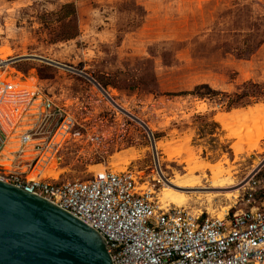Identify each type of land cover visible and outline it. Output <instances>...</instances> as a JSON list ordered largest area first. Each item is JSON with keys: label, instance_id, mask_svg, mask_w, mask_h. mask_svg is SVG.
<instances>
[{"label": "rangeland", "instance_id": "obj_1", "mask_svg": "<svg viewBox=\"0 0 264 264\" xmlns=\"http://www.w3.org/2000/svg\"><path fill=\"white\" fill-rule=\"evenodd\" d=\"M66 3L76 15H67ZM0 79L36 85L35 99L61 109L49 125L75 121L57 159L37 168L42 177L88 180L95 171L135 169L173 206L165 188L176 171L186 173L193 147L201 159L231 168L234 183L214 189L209 172L202 186L181 188L190 195L182 206L205 216L246 207L242 185L264 138L248 149L216 116L264 103V0H0ZM202 84L214 91H197ZM155 142L174 147L178 160ZM127 152L136 158L116 166Z\"/></svg>", "mask_w": 264, "mask_h": 264}, {"label": "built area", "instance_id": "obj_2", "mask_svg": "<svg viewBox=\"0 0 264 264\" xmlns=\"http://www.w3.org/2000/svg\"><path fill=\"white\" fill-rule=\"evenodd\" d=\"M8 84L0 79V160L25 120L29 129L22 131L23 141L33 139L37 152L31 158L17 152L13 168L0 162V180L49 199L91 225L107 241L113 264H264V142L259 163L242 185L246 207L205 216L163 204L135 169L95 171L88 180L42 177L37 168L52 164L70 137L57 133L66 126L71 135L75 121L59 117L49 125L61 109L35 99L36 85Z\"/></svg>", "mask_w": 264, "mask_h": 264}, {"label": "water", "instance_id": "obj_3", "mask_svg": "<svg viewBox=\"0 0 264 264\" xmlns=\"http://www.w3.org/2000/svg\"><path fill=\"white\" fill-rule=\"evenodd\" d=\"M0 264H113V260L107 241L84 220L0 180Z\"/></svg>", "mask_w": 264, "mask_h": 264}, {"label": "bare ground", "instance_id": "obj_4", "mask_svg": "<svg viewBox=\"0 0 264 264\" xmlns=\"http://www.w3.org/2000/svg\"><path fill=\"white\" fill-rule=\"evenodd\" d=\"M5 65L8 64L5 63ZM32 87H35V85ZM216 120L217 122L222 124L225 129L229 131L230 136L238 137L240 141L246 140L248 149L259 148L260 141L264 138V103L255 104L254 106H249L248 108L234 109L229 112H220V114L216 116ZM24 125L26 127L20 128V130L14 129L12 135L8 139L7 144L2 152V157L3 158L5 157L9 160V162L10 161L12 162L11 165L10 163L1 162L7 167L13 168L15 166L14 161L17 159L16 157L17 152L23 153L24 156L27 158H31L37 152L34 147L35 143L32 142L33 139H29L26 142L23 141L22 131L29 129L27 127V123H25ZM61 130L65 131L67 136H70V132L68 131L66 126L61 127L59 132ZM185 140H187V138H185L183 141ZM237 143H234L235 145H233V147L235 149V153L238 155L239 153H242L244 148L240 145V142L239 144ZM155 144H157L156 150H159V145L162 148L164 147L165 152L169 156V161L176 159L178 154H176L174 150L173 151L171 150L174 148L173 146H172L173 148H171L170 145L164 144L162 142H158V143L155 142ZM189 150L191 151V154L189 153L191 157H188L185 161L186 173L181 174L176 171L174 178L168 181L170 186L165 188L166 201L168 202L171 201L172 203H175L177 206L185 205L190 199V195L186 191L181 190V188H195L198 186H202V181H203L202 179L209 177V175H207L209 172L211 174L210 176L211 187L214 189H223L228 185H232L234 183L231 168L229 167L226 168L222 164V161L221 164L219 163L220 161L217 162L219 164L217 163L214 164L209 162V160L207 161L205 159L204 160L201 159L196 153H194L193 147H190ZM8 155L13 157V159L7 157ZM136 156H137V152L121 153L118 159L119 162H116L115 165L117 166V165H121V163L129 162L130 159L136 158ZM225 158L227 157L225 156ZM183 161L184 160L182 159L179 160V162H183ZM157 166L160 168V175L164 176L165 174L161 169V163L158 162ZM197 172H200L202 175H197L196 174ZM46 175L49 176L52 175L54 177H57L56 176L57 172L49 171L46 173ZM32 176L34 175L32 174ZM227 193L228 196L232 195L231 192H227Z\"/></svg>", "mask_w": 264, "mask_h": 264}, {"label": "trees", "instance_id": "obj_5", "mask_svg": "<svg viewBox=\"0 0 264 264\" xmlns=\"http://www.w3.org/2000/svg\"><path fill=\"white\" fill-rule=\"evenodd\" d=\"M63 8H64L65 11L67 12V15H70V14L76 15V13H77L76 5H75L74 3H66V5L63 6ZM74 35H76V34H74ZM74 35H73V34H70L69 36H71V37H69V38H72V36H74ZM203 88H208L211 92L214 91V90H212L211 87H209V86L206 85V84H202V85H197V86H196V90H197V91H199V90H201V89H203ZM182 93H184V92H182ZM175 94H176V93H175Z\"/></svg>", "mask_w": 264, "mask_h": 264}]
</instances>
